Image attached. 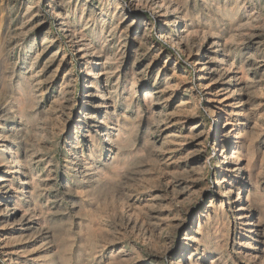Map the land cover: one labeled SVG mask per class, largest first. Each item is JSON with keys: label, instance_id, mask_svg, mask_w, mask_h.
I'll return each instance as SVG.
<instances>
[{"label": "rangeland", "instance_id": "374dc122", "mask_svg": "<svg viewBox=\"0 0 264 264\" xmlns=\"http://www.w3.org/2000/svg\"><path fill=\"white\" fill-rule=\"evenodd\" d=\"M29 1L31 4L29 6L35 9L39 0ZM22 3L23 0H0V110H9L13 107L11 111L18 113L19 100L28 96L27 93L30 92L28 82L36 87L34 91L37 99L36 104L25 111L23 121L20 119L21 115L6 118L0 114V123L1 128L4 129L6 126L7 131L13 129L16 124L18 136L28 131V139L33 140L37 147V160L33 170L42 177L44 185L40 195L41 202L37 206L44 210L49 208L53 214L44 219L46 221L44 230L47 235L43 237L40 234L27 233L19 241H15L14 235L18 236V233L12 234L14 233L11 232L12 228L0 230V264H260L259 261H248L245 258V253L243 254L245 249L242 250L240 247V240L246 241L251 252L255 253L253 250L256 247L255 235L246 231L241 233L238 225L236 231L238 235L235 236V210L230 209L229 200L224 192L230 181L226 183L223 181L228 162L225 161L220 146L218 147L223 139L219 127L222 119H230L234 125L237 118L235 113L229 112L230 107L227 111L229 115L219 116L220 105L209 102V90H204L205 85L210 82L202 78L207 72L194 61V56L181 54L165 41L161 34L164 30L163 21L144 11V18L148 20L150 28L152 27L149 42L147 41L151 49L141 51L140 58L135 64L137 76L140 77V72L145 68L147 77L138 79L136 86L138 93L135 97L139 99L130 109L134 114L137 133L136 146L131 156L132 165L122 178L117 177L119 180L114 178L103 189L87 197L82 191L84 190L82 186L77 179L71 177L72 172L67 169L70 160V148L67 144L72 142L70 138L75 137L74 125L86 101L84 87L87 75L83 60L78 57L65 31L59 28L58 19L47 7L50 0L40 2L42 5L40 15H33L31 12L27 14V6H21ZM94 3L97 4V1ZM79 5L72 3L69 15L73 18L74 13L76 14V28L78 27L79 32L87 34V42H94L98 51L102 49L106 51L108 46L104 48L99 39L91 37V30L94 29L92 23L88 26H85V22L80 23L82 9ZM253 6L249 0L245 1V11L260 14L255 24L245 33V41H241L240 47L245 49V56H251L257 47L264 49V7H259L257 11ZM46 33H49L51 38L47 41V50L34 60L35 48H41ZM141 36L137 34L129 36L131 44L125 57L121 56L122 49L111 47L116 49L112 54L116 57L110 64L114 68L121 66L120 74L124 76L122 78L124 80L121 79L122 87L120 86L119 91L125 95L131 87V83L128 82L131 78L129 65L133 60L131 54L129 55L130 48L132 41L139 46ZM261 61L263 65L257 74L258 84H250L249 91L243 98L244 103H240V93L229 97V103L236 113L242 112L244 108L242 105L245 106V118L252 129L249 135L245 134L242 140H239L240 143H246L239 145L243 159L241 167L256 176L255 180L257 179V186L261 189L260 195L263 197L256 198V191L249 184L247 192H242L241 198L246 199L249 196L259 213L264 210V58ZM93 67H96L97 71L101 69L99 64ZM159 69L160 74L157 77ZM166 69L169 78L171 77L170 86L166 84ZM124 83H127L125 86L127 88L124 87ZM211 84L212 89L219 88L218 90L226 85L223 80L213 81ZM144 86L156 89L158 95L153 97L156 99L160 96L161 101L146 102L145 92L142 91ZM233 86H236V82ZM124 88L125 91L122 92ZM226 95L224 93L220 97ZM119 108L118 110H121L123 107ZM161 108L168 114L165 122H160L158 117V109ZM243 118L242 116L239 119L244 120ZM42 123L46 125L43 126ZM232 125L229 126V130L233 128ZM34 135H37V139ZM21 142L22 139L19 138L18 143ZM231 142L238 141L233 138ZM233 148H236V145H233ZM245 177L248 178V175ZM11 180L12 175L7 177L6 182L9 183ZM253 184L255 185V182ZM49 196L53 198L50 204L47 201ZM232 198L238 199L236 191ZM221 201L224 202L227 217L218 219L214 217V206H220ZM259 213L255 214V219L259 217ZM208 214L214 219L204 233L210 238L216 237V241H219L223 248L214 249L202 263L200 260L203 259L204 249L196 251L198 248L195 240H188L187 235L191 233V238H194L200 222L202 225L205 224ZM224 224L231 227L232 233L229 236L224 231ZM189 251L190 254L186 255ZM191 255L194 256L192 263Z\"/></svg>", "mask_w": 264, "mask_h": 264}, {"label": "bare ground", "instance_id": "6f19581e", "mask_svg": "<svg viewBox=\"0 0 264 264\" xmlns=\"http://www.w3.org/2000/svg\"><path fill=\"white\" fill-rule=\"evenodd\" d=\"M41 1L42 0H39L36 3L37 5L35 9L32 6H29L31 5L29 4V0H23L21 6H27V14L28 12H31L33 15H40L42 6L40 5ZM94 1H97V4H95ZM245 1L246 0H50V3L47 7L50 8L51 13L58 19L59 28L65 31L67 38L70 40L69 42H71L74 50L78 53V57L80 56V58L83 60L85 72L87 75L85 84L86 86L84 87V96L86 100L85 106L80 112L76 124L74 125V128L76 127V129H74L76 130L75 137H69L70 140L72 139V142L67 144V147L70 148V160L67 169L72 172L71 177L74 180L77 179L79 184L82 186V188L84 189L82 191L85 196L89 197L95 191L103 189L105 185L108 182L112 181L114 178H122L125 175L127 169L132 165L131 156L136 146L137 133L136 123L133 119L134 114H132L130 109L133 108L132 106L135 101L139 99L135 97L138 93V91L136 90L138 79H146L147 77L145 68L140 72V77L137 76L135 64L138 58H140L139 53L141 51L146 52L151 49V46H149L148 42L150 39L152 27L150 28L151 25L148 23V20H145L144 18V11H148L152 13L156 17V19L163 21L164 30H162L161 34L164 37L165 41L169 42L181 54H186L192 57L194 56V61L201 65V67H203V70L207 72L206 74L204 73L205 76H203L202 78H204L205 80L208 79L210 82L205 85L204 90H209V102L220 105H217L218 107H221L219 109V116L222 114H228L227 111L229 107L231 108L229 112L231 114L235 113L237 119L234 121V125H232V120L226 118L222 119L219 127L220 135H222L223 139L219 143L218 147L220 146V149L222 150L221 152L225 156V161L228 162L226 163L227 170L225 171L226 173L224 175L223 181L224 183L230 181L225 187L224 192L226 193V196L229 200L230 209L235 210V236L237 237L238 235L236 234L238 225L241 228V233L246 231L251 233L252 235H255L254 240L256 241V247L255 249H253L255 253L251 252V250L249 249L250 245L246 241L240 240V247L242 248V250L245 249V252H243V254L245 253V258L248 261L254 260L255 262L259 261L260 264H264V249H262V246L264 245V227L262 228L264 210L259 213V210L255 209L253 203H251L252 201L250 200L249 196H247L246 199L241 198V195L247 192L249 184L256 191V198L263 197L262 195H260L261 189H259L257 186V179L255 180L256 176L249 172L248 169L241 167V160L243 159H241V148L239 145L245 142L240 143L239 140L243 136H245V134L249 135L252 132V129L250 124L248 123V120L245 118V106L242 105L244 107L242 112L236 113L233 106L229 103V97L237 93L241 94L240 103H244L243 98L245 96V93H248L250 84H258L256 83V80L259 79L257 77V74L259 73L263 65V61L261 60L262 58H264V49L256 46L257 48H255V52L251 54V56H245V49L243 50L240 47L241 41H245V33H247V30L255 24L256 19L260 16V14H253L254 12L251 14L250 11H245ZM249 1L250 3L254 4L253 7L255 10L257 9V11L259 7H264V2H262V0ZM72 3H76V6H78V3L80 4L79 6L82 9L79 17L80 23L85 22V26H88L92 23L94 29L91 30V37L99 39L98 41H100L101 45H103L104 48L108 46V49H106V51L104 49L98 51L94 45V42H87V34L85 32H79V30L77 29L78 27L76 28V14L74 13L73 18H71L72 16H69L72 10ZM95 5L98 6L95 7ZM96 27L99 28L97 29ZM223 27L224 29L221 30V28ZM131 34L142 36L139 38V46H137L135 41H132L129 55L131 54L133 60L129 65V69L131 70V78L130 80L128 79V82L131 83V87L127 90V93L125 92V95L124 93H121L119 91V88L121 86V79L124 77H122L120 74L121 66L119 68H114V66L110 64L112 60H115L114 57H116L112 56V54L116 52V49L111 47L122 49L121 56L125 57L127 55V50L131 44V41H129V36ZM247 38L248 37H246V39ZM50 39L51 38L49 37V33H46L44 39L41 42V48H35L36 56L34 60H37L38 56H41L42 53L47 50L46 44ZM145 42H147V44ZM145 45L148 46L145 47ZM53 52L54 51H52V53ZM97 64H99L101 68L98 71L96 70V67H93ZM37 74L38 73H36V75ZM159 74L160 69L157 71L156 76L158 77ZM251 74H253L252 78L250 77ZM168 75L169 73L167 70L166 84L170 86L171 77L169 78ZM249 79H251L252 83L251 81H249ZM218 80L225 81L226 85H224L220 90H218L219 88L212 89L211 83ZM235 82L236 86H233V83ZM27 84L29 85L30 92L28 91V96H25L24 98L19 100V112H12V107L10 109L8 108L9 110H0V114L4 115V117L6 118H15L17 115H21V117H19L23 121L25 117V111L36 104L35 102L37 99V96H35L36 93L34 91L36 87L31 82H28ZM126 85L127 83H124V87ZM125 88L121 91L124 92ZM142 91L145 92L144 100L146 102L150 101L152 103L154 101H161L160 96L156 99H154L153 97L157 94L156 89L144 86ZM224 93L227 95L221 98L220 95ZM62 100L60 99V101ZM251 100L253 101V99ZM119 106H122L123 108L121 110H118ZM158 110V117L160 119V122H165L168 119V114L163 108ZM139 115L140 109L137 110V116L139 117ZM51 116L52 114L50 115V117ZM242 116L244 117V120H241L242 118L239 119ZM48 117L49 116H47L46 119H48ZM42 122H44V120H42ZM15 125L13 129L7 131L6 126H4V129H2L0 123V230L5 231L8 227L12 228L11 232L14 231V233L12 234H16V232L18 233V236L14 235V240L19 241L27 233L40 234L41 237L46 236L47 233L44 230V224L46 223V221L44 219L47 216H52L53 213L49 208L47 210H44L43 208H39L37 206V204L41 202L40 195L42 194V187L44 186L42 177H40V175L35 172V170H33V165L36 164L35 161L37 160V147H35L36 145H34L33 140L28 139L27 130L24 134L18 136L19 132L16 131L17 128L15 127L17 126ZM45 125L46 124L44 123L43 126ZM230 125L233 126L231 130H229ZM44 135L39 136L44 137ZM19 138L22 139L21 143H18ZM233 138L238 142L232 143L231 139ZM233 145H236V148H233ZM27 169H29L28 172ZM49 174L51 173L49 172ZM228 174L231 176H229ZM11 175L12 180L8 181L9 183H7L6 179ZM246 175H248V178L245 177ZM254 182L255 185L253 184ZM70 188L71 186H69L68 191H70ZM235 191L237 192L238 199L233 200L232 196ZM47 201L50 204V202L53 201V198L49 196L47 197ZM220 203H222L220 206H214V217L218 219L221 217H227L224 202L221 201ZM132 213H134V211ZM258 213L259 217L257 216L258 218L255 219V214ZM213 219L214 218L208 214L205 224L202 225V223L200 222L198 226L199 229L196 232L197 235H195L194 238H191V233L187 235L188 240H195L198 248L196 249V251L198 250L199 252L201 249H204L203 259L200 260L202 263L203 260H207L206 258L214 249L221 250L220 248H223V246H221V243H219V241H216V237L210 238V236H207L206 233H204V230L213 223ZM224 231L228 234V236L230 233H232L231 227L226 224H224ZM198 236H200V238ZM188 254H190V251L186 255ZM193 257L194 256L192 255L190 256L191 263L193 262ZM198 261L199 260H197V262Z\"/></svg>", "mask_w": 264, "mask_h": 264}]
</instances>
